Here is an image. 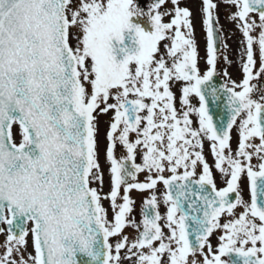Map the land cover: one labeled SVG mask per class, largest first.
Returning a JSON list of instances; mask_svg holds the SVG:
<instances>
[{
  "label": "snow or ice",
  "instance_id": "6c2138e0",
  "mask_svg": "<svg viewBox=\"0 0 264 264\" xmlns=\"http://www.w3.org/2000/svg\"><path fill=\"white\" fill-rule=\"evenodd\" d=\"M170 3L0 0V264H264V0Z\"/></svg>",
  "mask_w": 264,
  "mask_h": 264
},
{
  "label": "flooded vegetation",
  "instance_id": "af4514ba",
  "mask_svg": "<svg viewBox=\"0 0 264 264\" xmlns=\"http://www.w3.org/2000/svg\"><path fill=\"white\" fill-rule=\"evenodd\" d=\"M137 2L140 4L141 7H145L147 6V3L149 2V0H137ZM167 4H168V7L171 8V3H170V0H166ZM181 6H185V5H181ZM187 6L190 7V9L192 10L193 14H194V17H195V25H196V34H197V37L199 38V43H200V55L203 56L204 55V41H203V32L201 31V28H200V12H199V7H200V0H189V3L187 4ZM220 13H221V19H220V23L224 26L225 29H231V28H234V25L232 24H229L225 19H224V6L221 5L220 6V9H219ZM145 23V27L147 29V27H149L146 23V21H142ZM237 36H239V33H237ZM115 43V41H114ZM122 56L118 53L117 54V59H121ZM201 69L203 70V61H201ZM224 67V63L223 61L221 60L219 63H218V71L223 69ZM228 71L231 73V67L228 69ZM179 94V93H177ZM193 102L195 103V100H193ZM108 120V117L105 116V117H102L101 118V123H100V135H99V140H100V148H101V152L103 153V149H104V145H105V130L107 128V124L105 123V121ZM121 150L118 149L117 150V153L119 154ZM205 155H206V158L208 160V162L210 164H212L213 162V158L211 155L208 154V146L206 145L205 146ZM101 163L103 164V156L101 158ZM214 176H216V179H217V183H218V186H221L222 184H220L219 182V175L218 173L215 172L214 170ZM141 180L144 179L143 176L140 177ZM105 191H107V187H105ZM146 195V194H145ZM132 196L133 198L136 200V212L134 213L137 217V219H139V211H140V207H141V202H142V195L136 191H134L132 193ZM105 206L107 207V201H105ZM161 211L163 212L164 211V208L162 207L161 208Z\"/></svg>",
  "mask_w": 264,
  "mask_h": 264
},
{
  "label": "rangeland",
  "instance_id": "374dc122",
  "mask_svg": "<svg viewBox=\"0 0 264 264\" xmlns=\"http://www.w3.org/2000/svg\"><path fill=\"white\" fill-rule=\"evenodd\" d=\"M230 43L232 44V49H233V52H232V56L230 58H235V51H236V43L235 41H230ZM233 73V74H232ZM231 75L234 79H239L240 78V70H239V67L234 64L232 67H231ZM235 142H233V147H235ZM256 161L254 160L253 163H255ZM247 198V197H246ZM4 239V236H0V240L2 241ZM213 240L215 239V237L212 238Z\"/></svg>",
  "mask_w": 264,
  "mask_h": 264
},
{
  "label": "water",
  "instance_id": "95a60500",
  "mask_svg": "<svg viewBox=\"0 0 264 264\" xmlns=\"http://www.w3.org/2000/svg\"><path fill=\"white\" fill-rule=\"evenodd\" d=\"M234 195V194H233Z\"/></svg>",
  "mask_w": 264,
  "mask_h": 264
}]
</instances>
